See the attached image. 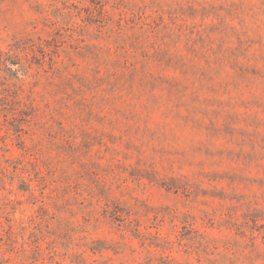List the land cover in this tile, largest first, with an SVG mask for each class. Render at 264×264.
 <instances>
[{
    "label": "rangeland",
    "instance_id": "374dc122",
    "mask_svg": "<svg viewBox=\"0 0 264 264\" xmlns=\"http://www.w3.org/2000/svg\"><path fill=\"white\" fill-rule=\"evenodd\" d=\"M16 43L0 264H264V0H0Z\"/></svg>",
    "mask_w": 264,
    "mask_h": 264
},
{
    "label": "trees",
    "instance_id": "16d2710c",
    "mask_svg": "<svg viewBox=\"0 0 264 264\" xmlns=\"http://www.w3.org/2000/svg\"><path fill=\"white\" fill-rule=\"evenodd\" d=\"M34 53V48L30 47ZM26 48L21 47L20 43L9 46L7 50L0 49V112L13 113L18 110L23 102L21 100V89L18 80L27 72L28 62H24L22 53ZM36 56V55H35ZM34 56L37 64H40Z\"/></svg>",
    "mask_w": 264,
    "mask_h": 264
}]
</instances>
